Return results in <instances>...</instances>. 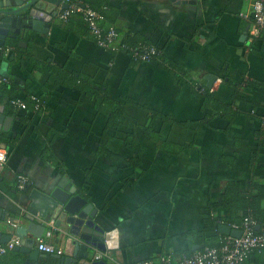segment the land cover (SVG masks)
Wrapping results in <instances>:
<instances>
[{
	"label": "crops",
	"instance_id": "1",
	"mask_svg": "<svg viewBox=\"0 0 264 264\" xmlns=\"http://www.w3.org/2000/svg\"><path fill=\"white\" fill-rule=\"evenodd\" d=\"M109 6L122 43L139 35L158 46L166 67L138 61L125 47L101 48L77 17L57 16L47 34L23 31L0 46V74L13 90L0 88V132L7 125L3 136L13 141L2 143L0 215L18 224L32 189L51 191L67 180L98 212L106 251L92 252L93 261L190 257L226 238L220 226L233 227L225 221L235 210L221 207L229 184L243 193L252 181L264 185V35L252 32L253 0ZM12 98H36L42 107L20 110ZM112 105L121 119L112 120ZM214 220L221 221L210 227ZM55 229L50 243L73 258L68 229ZM43 237L31 263L57 264L38 250ZM29 259L11 251L0 264Z\"/></svg>",
	"mask_w": 264,
	"mask_h": 264
},
{
	"label": "water",
	"instance_id": "2",
	"mask_svg": "<svg viewBox=\"0 0 264 264\" xmlns=\"http://www.w3.org/2000/svg\"><path fill=\"white\" fill-rule=\"evenodd\" d=\"M64 1L0 0V46H5L8 39L16 40L17 37L22 36L23 31L47 34L51 29L52 20L57 17L58 10L61 7L64 10L68 8ZM171 1L186 4L190 0ZM3 132H9L7 125L0 132V138L3 137ZM4 146L0 144V151L7 150ZM28 187L30 189L31 185ZM28 202L24 211L16 214L18 224L10 222V214L0 215V243L8 244L13 239L20 240V245L14 251L30 255V259L26 260L25 264H32L31 262L35 260L32 248L46 231L44 224L47 221H53L58 229L67 228V235L73 238V258L63 259L62 256L51 255L57 264H107L103 260H92V252L106 251L103 243L104 231L95 221L97 210L93 209L82 190L77 189L67 180H61L51 191L32 189L28 195ZM256 230L261 231V227L257 226ZM219 233L237 239L243 235L242 231L234 230L229 226H220ZM29 235L32 238H28Z\"/></svg>",
	"mask_w": 264,
	"mask_h": 264
},
{
	"label": "built area",
	"instance_id": "3",
	"mask_svg": "<svg viewBox=\"0 0 264 264\" xmlns=\"http://www.w3.org/2000/svg\"><path fill=\"white\" fill-rule=\"evenodd\" d=\"M64 4L68 6L67 9H61L57 13L58 18L63 22H68L72 15L80 14L83 20L88 24L90 34L95 38L96 43L106 50L117 52L124 48L122 43V36L115 27H102V15L91 8L80 4L78 0H65ZM253 14L254 25L253 35L260 37L264 35V0H253ZM159 54L158 50L154 47H143L135 54L136 60L141 62H150L152 56ZM9 80L0 74V84H7ZM35 103V110L38 111L42 107L39 99L33 98ZM11 105L20 110H27V104L21 100H12ZM7 163V155L4 151H0V170L3 169ZM28 180L25 176L18 178V187L24 190ZM46 231L44 232V239L38 244V250L47 255L64 254L63 249L50 243L56 231L55 223L47 221ZM257 223L251 218H246L241 226H233L234 230L243 232L241 238L226 237L218 247H207L201 251L196 252L190 257L180 260L175 259L173 256H163L159 260H145L139 264H245L249 254L253 250H264V235H258L254 229ZM48 228V229H47ZM20 245V240L13 239L6 245L0 244V261L2 257L9 252L14 251ZM104 255L96 257L97 261H102Z\"/></svg>",
	"mask_w": 264,
	"mask_h": 264
},
{
	"label": "trees",
	"instance_id": "4",
	"mask_svg": "<svg viewBox=\"0 0 264 264\" xmlns=\"http://www.w3.org/2000/svg\"><path fill=\"white\" fill-rule=\"evenodd\" d=\"M111 0H78V2L87 8H91L93 10L98 11L102 17V27L108 28V27H115L113 24L109 23L110 20L107 17V9L110 7L109 2ZM78 18L82 21L83 25L87 28L89 31L88 24L83 20L82 16L80 14L72 15L68 22L72 20V18ZM67 23V22H66ZM116 28V27H115ZM117 29V28H116ZM117 31L120 33V31L117 29ZM124 46L125 48L131 50L132 56L135 58V54L140 51L143 47H154L158 50L159 54L152 56L151 61H157L161 64L162 67H166L167 65V59L162 56L161 50L156 46L155 44H152L150 41L145 40L141 38L139 35H131L124 40ZM136 59V58H135ZM139 61V60H138ZM61 79H66V76H59ZM9 82L7 84H0V88L2 91L6 94L11 96L13 94L12 86L9 87ZM12 100H16L15 98H12ZM27 104V111H35V103L32 101L27 100L25 101ZM113 117L112 120L121 119V111L116 109L115 106L112 105ZM259 139V145L260 147L264 148V130L259 132L258 134ZM105 141H102L103 144ZM6 144L8 147L13 145V141L9 140L6 137L0 138V144ZM108 155V154H107ZM109 156V155H108ZM222 208H228L231 210H235V218H231L229 220H226L225 223L230 226H241L243 221L246 218H251L257 223V226L261 227V231H257L256 228L254 229L255 233L258 235H264V185L260 183L259 181H252L249 192L243 193L240 189V186L236 183L229 184L224 193V201L221 204ZM221 220H214L210 223V227L216 225V223L220 222ZM214 228H209V231H212ZM223 237L220 241L224 240ZM219 241V242H220ZM210 244L208 247H218L220 243ZM245 264H264V250H253Z\"/></svg>",
	"mask_w": 264,
	"mask_h": 264
}]
</instances>
